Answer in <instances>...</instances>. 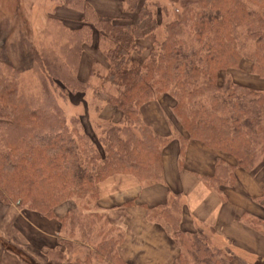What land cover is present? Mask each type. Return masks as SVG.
Segmentation results:
<instances>
[{
    "label": "trees",
    "instance_id": "16d2710c",
    "mask_svg": "<svg viewBox=\"0 0 264 264\" xmlns=\"http://www.w3.org/2000/svg\"><path fill=\"white\" fill-rule=\"evenodd\" d=\"M60 1L56 15L64 6L77 27L55 16L67 32L53 41L52 50L39 51L24 39L27 66L36 65L39 73V95L20 89L19 73L26 66L0 61V202L61 222L65 238L47 251L50 264H128L118 251L124 231L111 226L99 206V186L119 173L147 183L162 178L161 154L170 137L144 119V106L170 96L175 101L170 117L188 138L225 151L247 170L264 155V91L220 75L241 66L250 44L251 72L264 78V0H169L174 13L154 0H125L124 12L133 13L129 20L101 14L90 0ZM8 26L9 20H0V33ZM95 38L104 42L108 64L103 74L91 68L90 75L100 80L92 86L78 73L84 45ZM89 88L121 113L96 139L84 131L82 115L68 119L60 103ZM204 180L221 191L233 183L234 166L218 160L215 173ZM86 199L95 200V209L78 213L77 200ZM179 200L173 196L148 211L150 220L170 227L181 248L175 264H231L206 230L182 232ZM63 205L69 210L60 217ZM77 234L89 252L74 263L67 255L74 243L70 235ZM87 237L96 242L92 248L81 242Z\"/></svg>",
    "mask_w": 264,
    "mask_h": 264
},
{
    "label": "crops",
    "instance_id": "0c3cea01",
    "mask_svg": "<svg viewBox=\"0 0 264 264\" xmlns=\"http://www.w3.org/2000/svg\"><path fill=\"white\" fill-rule=\"evenodd\" d=\"M89 47L84 46L80 62L78 74L82 79L88 78L90 64L97 59ZM231 76L236 80V74ZM236 82L264 91V78L252 72ZM174 104L170 96L163 95L142 108L144 119L158 133L170 137L161 154L162 178L147 183L131 173H119L100 183L98 204L107 213L110 225L124 231L118 247L120 257L128 264L176 263L181 248L170 227L150 220L148 211L166 205L178 195L183 233L206 230L213 245L231 257V264H264V155L250 171L225 151L188 138L186 131L170 117ZM153 109L172 125L166 123V118L157 124ZM221 159L234 166V181L217 191L204 178L215 173ZM68 210V205L59 207L58 216L63 217ZM19 226L25 233V246L32 250H27L28 256L38 262L46 259L50 248L58 246L60 238H65L58 219L22 212L15 204L0 202V233L15 239ZM16 256L0 258V264H20Z\"/></svg>",
    "mask_w": 264,
    "mask_h": 264
},
{
    "label": "rangeland",
    "instance_id": "374dc122",
    "mask_svg": "<svg viewBox=\"0 0 264 264\" xmlns=\"http://www.w3.org/2000/svg\"><path fill=\"white\" fill-rule=\"evenodd\" d=\"M93 3V6L103 15L120 18L123 20H129L133 13L127 14L124 12L125 0H90ZM157 3H160L163 7H168V11L174 13L175 5L170 4L169 0H154ZM62 1L60 0H0V20H9L8 29L6 28L3 33H0V61L6 60L8 62H13L14 66L21 65L26 66L25 71L23 70L19 73L20 79V89L22 93L26 95L37 96L40 93V87L38 82L39 74L36 70V65L29 67L28 65V52L27 47L24 42L25 37L30 39V42L33 46L39 51H47L50 49L55 39L62 38L63 34L67 32L65 27L61 26V21L58 20L55 16L60 17L62 21L71 26L72 28L77 27V24L73 23V20L70 19L69 10H66L64 6H61V11L56 15V10L58 5H61ZM14 12V13H12ZM135 14V13H134ZM171 18V15L169 16ZM77 22H80L79 19H76ZM168 20V16L164 18V21ZM81 24V23H80ZM70 28V27H68ZM163 28H160L158 34L163 36ZM64 37V36H63ZM90 46L94 59L90 64V70L93 67L95 73L103 74L106 71L107 67V57L105 55L104 47L105 44L103 41H99L96 38L92 43L86 44ZM148 48H151V42H147ZM85 46V45H84ZM58 49V46H57ZM253 52V47L248 44V49L244 52V61H242L239 68L229 69L226 72L221 73L223 79L227 76L232 80L233 77L231 74H236L235 82L248 76L249 72L252 70V63L250 53ZM148 53V50L141 53L143 55L136 56L141 59L144 55ZM139 55V54H138ZM250 59H247V58ZM95 61V62H94ZM31 64V63H30ZM82 79V78H81ZM84 81L89 80L91 85L94 86L95 83L100 82L96 75L91 76L90 72L87 79H82ZM98 96L100 98H98ZM105 95L94 94L93 90L89 88L85 93L70 94L66 97L65 100L60 99L61 105L64 107L68 119H70L74 114L82 115L81 121L84 131L90 134L93 138H101L103 135L104 129L110 123H118L121 114L120 112L112 105L105 102ZM98 105L100 106L98 108ZM154 121L157 124L164 122L163 119L166 116H163L156 109H153ZM168 125L167 118L165 119ZM98 140V139H97ZM77 211L82 213L83 208L91 207L95 209L94 199H90L87 202V199L83 201H78ZM88 203V205H86ZM86 212V211H85ZM87 213V212H86ZM23 223V222H22ZM25 224V223H24ZM106 226H109L107 223ZM105 227V225H104ZM20 230H15L14 235L15 239H8L3 234L0 233V258L3 257H12L19 256L20 264H50L46 259L44 261L38 262L31 259L29 251H32L29 247L25 246V233L21 226ZM71 234V233H70ZM68 237V235L66 234ZM76 236L70 235L71 242L74 241L72 250L68 253V258L70 261L75 262L77 259H84L89 250L87 248H82L81 244H77V239H81ZM75 237V238H74ZM74 238V239H73ZM82 243H86L87 246L92 248L95 245V241H92L87 237L82 239ZM16 256V257H17ZM66 256V258H67ZM18 258V257H17ZM67 258V261H68ZM22 259V260H21ZM95 262V260L93 261ZM95 264H98L97 262Z\"/></svg>",
    "mask_w": 264,
    "mask_h": 264
}]
</instances>
